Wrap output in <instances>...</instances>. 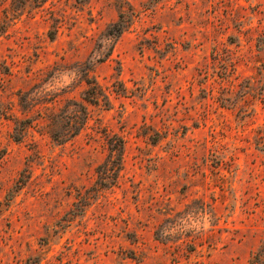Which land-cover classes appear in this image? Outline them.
I'll list each match as a JSON object with an SVG mask.
<instances>
[{"label":"rangeland","instance_id":"374dc122","mask_svg":"<svg viewBox=\"0 0 264 264\" xmlns=\"http://www.w3.org/2000/svg\"><path fill=\"white\" fill-rule=\"evenodd\" d=\"M0 264H264V0H0Z\"/></svg>","mask_w":264,"mask_h":264},{"label":"trees","instance_id":"16d2710c","mask_svg":"<svg viewBox=\"0 0 264 264\" xmlns=\"http://www.w3.org/2000/svg\"><path fill=\"white\" fill-rule=\"evenodd\" d=\"M89 83L92 86L89 89H87L86 91L89 94V96L91 95V97L97 99L98 98V92H97V89H96L97 88V85L96 84H91L92 82H89ZM84 123H85V121L83 120V125H84ZM77 133H78V128L75 127L74 130H73V132H72V136L75 135V134H77ZM62 140H64V139L62 138ZM120 151H121V149H120Z\"/></svg>","mask_w":264,"mask_h":264}]
</instances>
